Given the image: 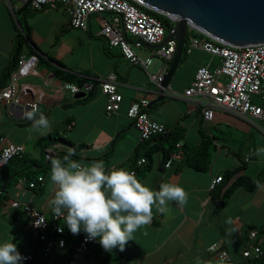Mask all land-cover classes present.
Wrapping results in <instances>:
<instances>
[{
  "label": "crops",
  "instance_id": "0c3cea01",
  "mask_svg": "<svg viewBox=\"0 0 264 264\" xmlns=\"http://www.w3.org/2000/svg\"><path fill=\"white\" fill-rule=\"evenodd\" d=\"M109 17V13L92 14L84 29L70 25V15L63 4L33 9L28 3L7 0L0 3V92L13 79L12 73L21 56L32 55L30 48L38 50L49 65L37 62L34 70L17 80L18 90L29 89L39 108L38 115H45L51 123L49 133L59 131L77 145L74 149L59 140L39 142L45 135L32 129V121L26 119L18 107L12 108L0 99V138L23 143L28 164L16 171L24 170V177L19 181L25 180L22 187L19 183L13 185L6 199L0 200V242H15L21 255L34 256L23 260L22 264H68L64 248H56L45 256V242L32 230L30 218L22 208L23 204H31L48 217L53 212L49 204L55 189L51 181L52 167L42 174L41 168L33 163L48 164L51 158H63L57 155L59 151L73 149L75 155L83 158L80 159L83 165L103 161L106 171L130 167L136 153L143 156L147 148L162 142L157 136L142 140L134 120L128 115L133 102L146 97L149 102L155 101L148 109L150 116L176 131L178 142L198 145L202 132L205 133L211 140L212 159L206 170H198L187 166L177 168V162L165 166L162 151L153 155L152 168L140 181L153 190H159L164 182L177 183L188 193V200L183 206L168 202L164 213L154 207L151 223L139 228L123 251L117 247L127 256L117 264H197L198 258L207 264H221L225 251L228 257L223 264H264V255L252 260L243 256L245 249L255 245L264 250V178L254 189L235 186L219 212L214 211L213 200L214 190L222 195L239 177L255 175L264 167V151L257 154L259 149H264V118L249 121L216 107L213 118L207 120L194 101L186 97L165 95L157 100L160 90L147 72L125 59L120 49L101 34L102 21ZM25 30L29 31L30 40L24 42L23 52L13 67ZM195 35L201 38L198 30L190 33L169 84L179 93L191 85L200 66L214 69L220 64V57L200 47L188 50ZM151 49L145 46L137 51L147 56ZM161 63V59L155 57L151 72L156 73ZM51 66L79 78H88L93 88L85 90L78 80L73 84L81 90L72 92L65 86L67 81L61 80ZM110 72L117 74L118 91L123 95L116 112H108V96L100 84V78ZM253 101L264 105L261 95L253 96ZM163 142L169 146L168 141ZM231 170L236 172L227 177L226 172ZM28 172L29 175L40 172V177L43 176L41 191L28 186L25 179ZM219 175L224 178L213 186ZM14 200L21 205L14 207ZM253 230L255 236L251 235ZM212 246L215 251H208ZM87 254L78 264H102L99 257Z\"/></svg>",
  "mask_w": 264,
  "mask_h": 264
},
{
  "label": "built area",
  "instance_id": "2783aa9c",
  "mask_svg": "<svg viewBox=\"0 0 264 264\" xmlns=\"http://www.w3.org/2000/svg\"><path fill=\"white\" fill-rule=\"evenodd\" d=\"M3 0H0V3ZM28 3L33 9H40L45 5L57 6L63 4L70 15V25L77 28L88 27V20L92 14L103 15L109 13V19H103L101 34L109 39L112 46L120 49L125 59L142 67L159 90L164 91V95L170 97H186L193 100L202 110L204 118L210 120L214 115V108L227 109L235 114L253 121L255 118H264V105L254 103L253 96L261 95L264 97V43L250 44L246 46H232L219 42L210 37L202 39L192 36L188 50L192 47H200L207 52L220 57V64L214 69L208 65L198 68L194 81L184 90L183 93L174 91L170 85L164 86L163 81L169 70L170 64L175 56L178 40L176 34V22L166 30L161 19L141 9L131 0H7ZM171 34L169 40L164 42L166 36ZM151 46L147 56H142L137 49ZM159 57L162 61L156 73L151 72L150 67L154 58ZM38 56L22 55L18 66L13 71V79L3 87L0 92V99L5 100L12 108H19L22 115L31 111V105L36 104L30 91L27 89L19 92L17 80L34 70ZM225 78L226 81L222 80ZM102 91L108 96V112H116L121 107L123 95L118 91L119 79L115 72L100 78ZM72 92L78 93L81 89L67 82L65 84ZM93 84H84L85 90L92 89ZM149 100L146 97L133 102L129 108L128 115L134 120L136 127L141 133L142 139H147L153 135L167 133L168 128L162 122L152 119L148 113ZM25 116V115H24ZM177 150L171 153L166 162V166H171L173 161L179 160L184 156V149L181 143H177ZM26 152L23 143H14L5 138H0V174L1 170L14 157H22ZM6 161V163H5ZM145 162L141 159L139 163ZM134 172V171H133ZM40 181L43 177L39 178ZM222 180V175L217 176L213 181V186ZM25 180L18 185L22 187ZM28 184V183H27ZM35 183L30 182L28 186L33 187ZM21 202L12 201L14 207L20 206ZM23 210L30 218L31 228L38 237L45 242V256H49L56 248H64L66 240L63 237H50L46 230L51 225L50 218L32 206L23 204ZM44 223L39 227L36 221L43 220ZM63 218L53 216L52 230L62 233V227L58 221ZM252 236L256 231L251 232ZM93 240L87 238V233L83 235L76 245L75 252L68 264H78L84 260L89 251V244ZM243 254L247 258H258L264 255V250L259 245L245 249ZM24 260L32 259L31 254H23ZM222 256L227 258V252Z\"/></svg>",
  "mask_w": 264,
  "mask_h": 264
},
{
  "label": "clouds",
  "instance_id": "9594fccd",
  "mask_svg": "<svg viewBox=\"0 0 264 264\" xmlns=\"http://www.w3.org/2000/svg\"><path fill=\"white\" fill-rule=\"evenodd\" d=\"M31 109L24 115L32 121V129L41 135L51 132V123L45 115H38V106L32 104ZM262 151L259 149L257 154ZM74 155L75 151L69 149L62 159L51 158V181L55 189L49 204L54 217L63 218L73 235L83 228L89 240L99 238L105 251L111 252L116 247L123 251L127 242L134 239V233L151 223L154 207L164 213L168 202L180 206L187 203L188 193L177 183L164 182L159 190H153L138 180L135 172L124 167L106 171L103 161L83 165L70 159ZM43 223L44 219L36 221V226ZM208 251H215V247ZM24 259L15 242H0V264H22ZM224 259L221 257V264ZM197 264L207 262L198 258Z\"/></svg>",
  "mask_w": 264,
  "mask_h": 264
},
{
  "label": "trees",
  "instance_id": "16d2710c",
  "mask_svg": "<svg viewBox=\"0 0 264 264\" xmlns=\"http://www.w3.org/2000/svg\"><path fill=\"white\" fill-rule=\"evenodd\" d=\"M131 1L133 3H135L136 5H138L141 9H143L146 12L151 13L152 15L161 19L162 22L164 23L165 27H166V30L169 31V29L173 25V21L168 16L163 15V14H161L155 10H152L150 8H147L141 4H138L134 0H131ZM189 31H188L186 39H185V44H187V42L190 38V33H192L195 30L189 29ZM198 34L201 38L210 39L209 36H207L206 34L200 32V31H198ZM195 36H197V35H195ZM28 40H30V33L28 30H25L24 36L21 37L19 40L18 49L15 53V57L13 60V65H12L13 67H15V65L18 63L19 57L23 52L24 42L26 43ZM30 49H31L32 54H36L38 56V62H40L41 64L45 63V64L49 65V63L43 58V56L40 55L38 50H35L34 48H30ZM184 49H185V47L183 48V50ZM51 67L54 70L55 74L61 80L71 82V83L79 80L80 86H83L85 83L89 82L88 78H79V76H77L73 73L63 71L62 69H60L58 67H54V66H51ZM148 113H149V111H148ZM149 115H150V113H149ZM152 119H154V118H152ZM154 120H156V119H154ZM156 121H158V120H156ZM158 122H160V121H158ZM176 135H177L176 131H171L170 129H168L167 133H161V134L153 135L152 137L157 136V137H159V139L162 140V142L158 141V143L155 144L154 146L147 148V150L143 153V156H140L139 153H136V157H135L133 164L130 167H125V168L128 169L129 171H134L136 176H137V179L141 180L144 176H146V174L152 168L153 155L159 151L163 152L162 161H163L164 165L166 166V162L170 158L171 153L174 150H177V146H176L177 143H180L177 141V139H175ZM140 136H141V133H140ZM152 137H150V138H152ZM150 138H147V139H150ZM52 139L53 140H59V141L65 143L67 145H70L74 149H77V145L72 140L67 138L66 135L59 133V131H54L53 133H49V134L41 137L39 139V142H45V140L49 141ZM147 139H142V140H147ZM165 140L169 142L168 147H166L165 143L163 142ZM210 143H211V140L203 132H202V141L200 144L193 145V144H189V143H184V144L181 143L182 148L184 149V156L179 160L173 161V164L175 162H177L178 163L177 168L187 166V167H192V168H195L198 170H206L209 167L211 159H212V152H211L212 148L210 149ZM67 153L68 152H65V151H59L57 153V155L64 157L65 155H67ZM25 156L26 155L24 154L22 157H14L6 165H4V167L2 168L1 174H0V200H5L7 193L10 191V188L13 185L19 183L21 177H24L23 176L24 170H21V172H16V171L22 167L25 168L28 166L27 160L25 159ZM72 157H74V158H72ZM72 157L71 158L74 161H77L79 163H80V159H83V158L78 157L77 155H74ZM143 158L145 159V162L139 163V161ZM34 164H36L39 168H41L40 172H43V173H44V171H46L47 168L52 167L51 161H49L48 164H39L38 162L35 161V163H33V165ZM40 172H36V174L34 173V175H29V172H28L27 176H25V179L27 180L28 184L30 182L35 183V185L33 187H30V188H33L34 190H38V191L42 190L41 183H40L41 181L39 180V178H40L39 173ZM235 172H236L235 170L227 171L226 175H227V177H230ZM41 177H43V176H41ZM223 178H224V176H222V179ZM263 178H264V167L261 169L260 172H258L255 175L247 174L244 177H241V178L239 177L234 182L232 187L222 195H221L220 191L214 190V194H213L214 211L219 212L223 209L224 205L226 204V199H227L228 194H230V192L232 191V189L235 186L245 185L248 189H254L261 182V180ZM53 216H54V213L52 212V214L49 217L51 225L46 230V233L50 237H63L66 240V246L64 247V249L67 251L68 260H70L71 257L73 256L74 252H75L76 245L81 240V238L83 237L85 232L83 231V228H81V231L79 232V234L73 235L70 232V230L67 228V226L64 224V222H65L64 219H62L61 221H58V223H60L63 227V232L62 233L54 232L52 230V227H53L52 223L54 222ZM89 254H94L97 257H99L102 260V264H117L119 260L127 258V256L125 254H123L122 252H120V250L117 247L112 249L111 252L105 251L99 243V238L90 242L89 251H88L87 255H89ZM243 256H244V254H243ZM33 258H34V256H33ZM248 259L252 260L254 258H248Z\"/></svg>",
  "mask_w": 264,
  "mask_h": 264
},
{
  "label": "water",
  "instance_id": "95a60500",
  "mask_svg": "<svg viewBox=\"0 0 264 264\" xmlns=\"http://www.w3.org/2000/svg\"><path fill=\"white\" fill-rule=\"evenodd\" d=\"M176 22L175 56L163 81L168 86L176 71L189 29L232 46L264 43V0H134ZM172 35L168 34L166 42ZM157 100L164 98L160 90ZM155 102V101H154ZM150 102L149 108L154 103Z\"/></svg>",
  "mask_w": 264,
  "mask_h": 264
},
{
  "label": "rangeland",
  "instance_id": "374dc122",
  "mask_svg": "<svg viewBox=\"0 0 264 264\" xmlns=\"http://www.w3.org/2000/svg\"><path fill=\"white\" fill-rule=\"evenodd\" d=\"M42 174H43V172H41ZM95 260V259H94ZM98 261H100L99 259H98Z\"/></svg>",
  "mask_w": 264,
  "mask_h": 264
}]
</instances>
